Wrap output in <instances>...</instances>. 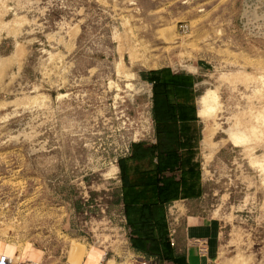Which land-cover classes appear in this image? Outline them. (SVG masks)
<instances>
[{"label":"rangeland","instance_id":"1","mask_svg":"<svg viewBox=\"0 0 264 264\" xmlns=\"http://www.w3.org/2000/svg\"><path fill=\"white\" fill-rule=\"evenodd\" d=\"M160 67L197 77L209 139L185 206L221 221L217 264H264V0H0V261L140 259L116 166L153 138Z\"/></svg>","mask_w":264,"mask_h":264},{"label":"crops","instance_id":"2","mask_svg":"<svg viewBox=\"0 0 264 264\" xmlns=\"http://www.w3.org/2000/svg\"><path fill=\"white\" fill-rule=\"evenodd\" d=\"M151 71L142 79L151 90L153 138L132 141L117 163L128 247L151 264H217L221 221L185 206L203 194L198 150L209 140L200 124L197 77L170 67ZM110 260L104 256L102 263Z\"/></svg>","mask_w":264,"mask_h":264},{"label":"bare ground","instance_id":"3","mask_svg":"<svg viewBox=\"0 0 264 264\" xmlns=\"http://www.w3.org/2000/svg\"><path fill=\"white\" fill-rule=\"evenodd\" d=\"M208 90V89H207ZM215 92V91H214ZM204 94V93H203ZM202 94V95H203ZM209 94V93H208ZM214 94V93H213ZM213 98H214V95H213ZM217 99V98H216ZM201 100V98L200 99H198V103L199 102H201L200 101ZM217 101L218 100H216V104H217ZM201 105V104H200ZM206 105V104H205ZM207 106V105H206ZM205 106V107H206ZM212 107V106H211ZM234 125V124H233ZM237 127V126H236ZM236 127L234 128V129H236ZM230 128V127H229ZM227 130H228V128H227ZM241 130V129H240ZM230 131V130H229ZM232 131H233V129H232ZM238 131V130H237ZM237 131H235V132H237ZM231 132V131H230ZM230 135V134H229ZM238 135V134H237ZM117 167V166H116ZM117 169V168H116ZM5 248H6V246H5ZM41 252V251H40ZM13 254H14V252H13V248H11V250L9 251V252H5V253H3V256L1 257L2 258V260L0 261L1 263H2V261H4L5 259H11L12 258V256H13ZM29 257H30V259H34V262L35 263H37V260H38V255H39V250L38 249H36V248H31L30 250H29ZM13 257H15V258H18L19 259V264H21V257H19L18 256V254L16 253ZM40 257V256H39ZM15 258H14V260H15ZM92 258V259H91ZM88 257L87 259H86V261L83 263V264H97L98 263V261L96 260V258H93V257ZM94 259V260H93ZM13 261V260H12ZM6 262V261H5ZM8 262H10V261H8ZM31 262V261H30ZM10 264V263H9Z\"/></svg>","mask_w":264,"mask_h":264},{"label":"built area","instance_id":"4","mask_svg":"<svg viewBox=\"0 0 264 264\" xmlns=\"http://www.w3.org/2000/svg\"><path fill=\"white\" fill-rule=\"evenodd\" d=\"M205 247L203 245L200 246L199 250L201 252H204ZM4 263V261H3ZM6 263V262H5ZM135 264H151L150 262H148L147 260L144 259H139Z\"/></svg>","mask_w":264,"mask_h":264},{"label":"trees","instance_id":"5","mask_svg":"<svg viewBox=\"0 0 264 264\" xmlns=\"http://www.w3.org/2000/svg\"><path fill=\"white\" fill-rule=\"evenodd\" d=\"M148 72H149V71H148ZM151 72H152V71H151ZM146 73H147V72H146ZM146 73L142 74V78H143V79H146V76H145ZM118 162H119V161L117 160V163H118Z\"/></svg>","mask_w":264,"mask_h":264}]
</instances>
